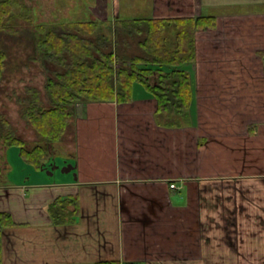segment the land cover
Instances as JSON below:
<instances>
[{
    "label": "crops",
    "instance_id": "crops-1",
    "mask_svg": "<svg viewBox=\"0 0 264 264\" xmlns=\"http://www.w3.org/2000/svg\"><path fill=\"white\" fill-rule=\"evenodd\" d=\"M108 2L91 17H215L195 31L189 117L167 122L136 87L76 104L39 170L13 147L1 264H264V0H153L149 15ZM67 196L79 213L55 225L48 204Z\"/></svg>",
    "mask_w": 264,
    "mask_h": 264
},
{
    "label": "trees",
    "instance_id": "trees-1",
    "mask_svg": "<svg viewBox=\"0 0 264 264\" xmlns=\"http://www.w3.org/2000/svg\"><path fill=\"white\" fill-rule=\"evenodd\" d=\"M18 8L16 0H0V32L14 33ZM214 18H89L65 23L67 32H58L55 26H40L43 36L36 44L42 48V60L58 64L61 70L44 83L46 102L40 90L30 85L16 96L20 116L35 129L40 140L29 146L0 112V142L7 148L17 147L21 159L39 170L47 162L50 148L63 138L76 104L125 103L132 99L136 87L155 99V111L167 122L187 119L194 96L188 65L196 57L195 31L214 26ZM133 42L138 52L130 50ZM6 59V51L0 48V81ZM77 203L72 196L53 200L48 204L52 222H71L79 213ZM14 225L11 214L0 211V244L3 230ZM94 264L120 263L107 260Z\"/></svg>",
    "mask_w": 264,
    "mask_h": 264
},
{
    "label": "rangeland",
    "instance_id": "rangeland-1",
    "mask_svg": "<svg viewBox=\"0 0 264 264\" xmlns=\"http://www.w3.org/2000/svg\"><path fill=\"white\" fill-rule=\"evenodd\" d=\"M19 8L14 20V33L0 32V48L7 53L4 77L0 81V112L12 124L16 134L30 146L39 142L35 129L20 116V107L16 96L24 92L26 85L37 87L44 102V83L48 76H53L61 67L58 64L42 60V48L36 41L42 38L44 29L56 27L58 32H67L65 25L73 20L93 19L88 8L94 0H16ZM108 7L113 8V0H108ZM124 10L126 4L139 3L141 9L137 13L127 15H149L153 0H115ZM123 8V9H122ZM125 15L124 12H122ZM111 21V20H103ZM133 52L138 46L133 42ZM47 104V103H45ZM181 120H183L181 118ZM0 142V183L5 181L8 173L15 167L10 164L11 149ZM60 149V148H59ZM62 153V149H60ZM13 162V160H11ZM15 169V168H14ZM6 176V178L4 177Z\"/></svg>",
    "mask_w": 264,
    "mask_h": 264
},
{
    "label": "built area",
    "instance_id": "built-area-1",
    "mask_svg": "<svg viewBox=\"0 0 264 264\" xmlns=\"http://www.w3.org/2000/svg\"><path fill=\"white\" fill-rule=\"evenodd\" d=\"M175 186V184L174 183H170V186L169 187H174Z\"/></svg>",
    "mask_w": 264,
    "mask_h": 264
}]
</instances>
